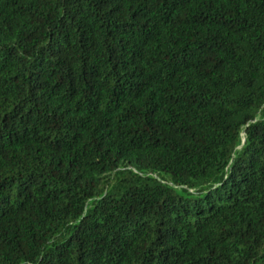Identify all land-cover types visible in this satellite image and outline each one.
<instances>
[{"label": "trees", "instance_id": "16d2710c", "mask_svg": "<svg viewBox=\"0 0 264 264\" xmlns=\"http://www.w3.org/2000/svg\"><path fill=\"white\" fill-rule=\"evenodd\" d=\"M0 264H264V0H0Z\"/></svg>", "mask_w": 264, "mask_h": 264}]
</instances>
